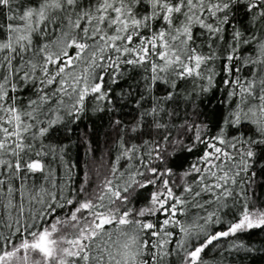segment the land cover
Wrapping results in <instances>:
<instances>
[{
  "label": "snow or ice",
  "instance_id": "obj_1",
  "mask_svg": "<svg viewBox=\"0 0 264 264\" xmlns=\"http://www.w3.org/2000/svg\"><path fill=\"white\" fill-rule=\"evenodd\" d=\"M0 264H264V0H0Z\"/></svg>",
  "mask_w": 264,
  "mask_h": 264
}]
</instances>
